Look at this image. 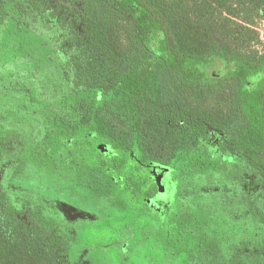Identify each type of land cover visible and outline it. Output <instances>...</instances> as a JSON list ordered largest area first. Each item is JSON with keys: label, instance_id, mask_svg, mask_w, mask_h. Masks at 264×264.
Segmentation results:
<instances>
[{"label": "trees", "instance_id": "trees-1", "mask_svg": "<svg viewBox=\"0 0 264 264\" xmlns=\"http://www.w3.org/2000/svg\"><path fill=\"white\" fill-rule=\"evenodd\" d=\"M263 15L264 0H0V28L49 31L66 87L102 99L81 114L118 146L178 168L210 146L234 164L237 191L207 198L231 214L225 228L246 231L236 264H264V52L252 47ZM1 154L0 264H75L57 219L12 198L14 159Z\"/></svg>", "mask_w": 264, "mask_h": 264}, {"label": "rangeland", "instance_id": "rangeland-1", "mask_svg": "<svg viewBox=\"0 0 264 264\" xmlns=\"http://www.w3.org/2000/svg\"><path fill=\"white\" fill-rule=\"evenodd\" d=\"M256 21L252 26L259 41L252 47L264 52V15ZM3 27L0 143L10 152L0 154L4 162L14 159L4 182L19 204L39 207L57 219L73 245L72 262L225 264L227 260L236 264L237 243L246 241V231L236 237L235 227L225 228L231 214L209 209L207 198L210 192L222 197L223 192L237 191L234 164L214 154L212 147H202L196 160L174 172L175 198L170 206L159 208L160 213L144 210L140 201L127 200L129 204L120 206L123 196L117 192V179H111L108 165L95 150L98 140L94 141L91 118L103 107L102 99L94 91L73 93L66 87L49 31L39 26L25 33L11 23ZM80 102L92 112L89 121L79 113ZM11 106L19 114L12 119L7 117ZM217 138L212 134L210 140ZM148 210L156 215V222L148 223ZM182 211L191 212L193 231L174 224L172 218L181 217ZM121 227L134 232L118 233Z\"/></svg>", "mask_w": 264, "mask_h": 264}, {"label": "flooded vegetation", "instance_id": "flooded-vegetation-1", "mask_svg": "<svg viewBox=\"0 0 264 264\" xmlns=\"http://www.w3.org/2000/svg\"><path fill=\"white\" fill-rule=\"evenodd\" d=\"M80 103L82 107L79 109V113L81 114L86 110L88 111L87 104L84 102ZM14 111L15 110L11 106L7 111L10 115H8L7 117L12 119L13 114L17 117ZM98 111L100 110H95L94 113H97ZM91 121L94 124V141L98 140L95 142V150H99V152L103 156L104 164H106V166L108 165V167L106 168L111 176V179L112 177L113 179H117V192L119 194L122 193L121 195L123 197L118 200L120 206L129 204V201L127 200H133L136 202L140 201L142 207H144V210L153 208V212L155 213H160L159 208L170 206V203L175 198V193L173 191L175 188L174 172L185 168V165L190 162H185L184 166L178 168L174 164L167 165L152 160L146 161L144 156L142 155L143 147L118 146L112 139V137L107 134V132H102L97 129V124L94 122V120ZM97 138H100V140ZM110 144L111 147L109 146ZM184 152L187 154L191 153V149H186V151ZM142 191H146L145 196L141 195ZM150 210L145 211V218L148 220V223L151 224L154 222V220L156 222L158 218L154 213H151ZM181 214H184V216L188 220V222L186 223V227L189 226L191 231H193V228H191V220L193 221L191 212L182 211ZM178 217L179 216H174L172 218L176 226L178 225ZM60 227L62 228L61 225ZM62 230L67 235L66 230H64L63 228ZM127 232L133 233L134 229L131 231H129L128 229L124 231L123 227H121V230L118 231V233ZM198 246L201 247V243H199Z\"/></svg>", "mask_w": 264, "mask_h": 264}]
</instances>
